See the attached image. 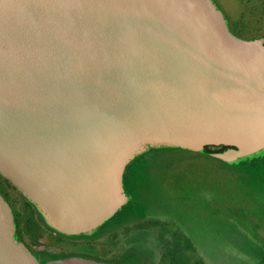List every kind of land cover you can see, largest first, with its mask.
Listing matches in <instances>:
<instances>
[{
  "label": "water",
  "instance_id": "95a60500",
  "mask_svg": "<svg viewBox=\"0 0 264 264\" xmlns=\"http://www.w3.org/2000/svg\"><path fill=\"white\" fill-rule=\"evenodd\" d=\"M154 147L226 163L264 156V33L215 0H0V178L56 231L97 229L128 203ZM0 189V264L41 262Z\"/></svg>",
  "mask_w": 264,
  "mask_h": 264
},
{
  "label": "rangeland",
  "instance_id": "374dc122",
  "mask_svg": "<svg viewBox=\"0 0 264 264\" xmlns=\"http://www.w3.org/2000/svg\"><path fill=\"white\" fill-rule=\"evenodd\" d=\"M215 1L236 34L251 37L264 33V0ZM147 156L144 153L128 166L137 169L135 178L130 174L126 177L127 188L134 191L138 186L136 198L144 204L148 201L157 212L150 223L142 222L144 227L150 226L146 241L167 258L173 233L182 244L175 253L184 261L264 264V156L226 163L203 154L172 152L145 164L153 161ZM155 169L166 182L159 190L148 191ZM5 189L19 209L18 193ZM154 193L158 194L155 203L150 199ZM20 225L25 238L39 248L55 251L61 246L31 210L21 216ZM73 249L78 251L79 247Z\"/></svg>",
  "mask_w": 264,
  "mask_h": 264
},
{
  "label": "flooded vegetation",
  "instance_id": "af4514ba",
  "mask_svg": "<svg viewBox=\"0 0 264 264\" xmlns=\"http://www.w3.org/2000/svg\"><path fill=\"white\" fill-rule=\"evenodd\" d=\"M169 153H172V151H166L164 147L151 148L145 154H148L147 158L153 161L147 160L145 164L156 162L162 158L163 154ZM129 174L135 178L137 169L127 168L125 173L124 182L129 198L128 203L110 220L100 225L94 231L77 236H70L50 227L43 218L41 220L42 216H39L40 213L37 208L33 204H29L27 202L29 200L22 196L12 185L5 183L1 178L0 189L12 203L17 223V237L23 240L35 252L41 262H45L54 257L81 255L106 264H189L193 260L192 258H186L184 261L179 257L178 252L175 253L177 245L182 244L173 233L170 236L171 242L168 244L169 257L167 258L163 256L160 249L154 247L151 241L145 240V237L146 239H150V226L144 227L145 225L143 226L142 222L146 221L150 223V219L156 216L157 212L149 207L151 204L148 201L144 204L136 198L134 193L137 192V189L139 190L138 186L134 188V191H130L127 188L126 177ZM149 179L148 191H152L154 188L155 190L156 188L159 190L161 185L166 182V178L158 173V169H155L150 174ZM4 186L12 188L18 193L20 197L19 209L16 207L15 200L7 194ZM157 196L158 194L154 193L150 199L155 203ZM30 210L38 217L43 227L55 235L56 245H61L57 250L41 249L34 245L35 242H30L25 238L20 225V219L21 216L27 215ZM67 245H70L69 249H66L68 248ZM72 247H79V250L76 251ZM187 247L189 248L190 246L188 245ZM188 248H185V250L187 251Z\"/></svg>",
  "mask_w": 264,
  "mask_h": 264
},
{
  "label": "trees",
  "instance_id": "16d2710c",
  "mask_svg": "<svg viewBox=\"0 0 264 264\" xmlns=\"http://www.w3.org/2000/svg\"><path fill=\"white\" fill-rule=\"evenodd\" d=\"M164 148H165L166 151L168 150V151H172V152H184V153L191 154V155H201L200 153H196V152L188 151V150H182V149H179V148H170V147H164ZM206 156L211 157L210 155H206ZM211 158H213V157H211ZM27 202L29 204H31L29 201H27ZM39 216L41 217L40 214H39ZM41 220H42V217H41ZM189 264H207V263L203 262L201 259H196V260L191 261Z\"/></svg>",
  "mask_w": 264,
  "mask_h": 264
}]
</instances>
